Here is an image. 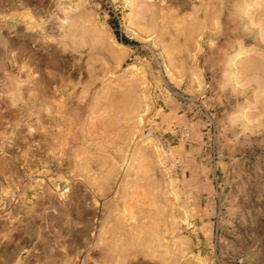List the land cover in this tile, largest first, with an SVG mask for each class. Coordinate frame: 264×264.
<instances>
[{"label":"rangeland","instance_id":"rangeland-1","mask_svg":"<svg viewBox=\"0 0 264 264\" xmlns=\"http://www.w3.org/2000/svg\"><path fill=\"white\" fill-rule=\"evenodd\" d=\"M0 264H264V0H0Z\"/></svg>","mask_w":264,"mask_h":264},{"label":"bare ground","instance_id":"bare-ground-1","mask_svg":"<svg viewBox=\"0 0 264 264\" xmlns=\"http://www.w3.org/2000/svg\"><path fill=\"white\" fill-rule=\"evenodd\" d=\"M237 50V49H236ZM233 58V56L232 57H230L229 59H232ZM254 67V66H253ZM251 70V69H250ZM261 91V90H260ZM180 135V134H179ZM158 152V151H157ZM63 155V154H62Z\"/></svg>","mask_w":264,"mask_h":264}]
</instances>
